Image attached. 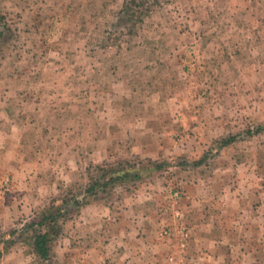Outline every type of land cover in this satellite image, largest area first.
I'll list each match as a JSON object with an SVG mask.
<instances>
[{"label": "rangeland", "instance_id": "rangeland-1", "mask_svg": "<svg viewBox=\"0 0 264 264\" xmlns=\"http://www.w3.org/2000/svg\"><path fill=\"white\" fill-rule=\"evenodd\" d=\"M124 2L0 0V264H117L162 241L176 261L195 184L215 224L264 209V0H163L131 31ZM119 163L141 178L63 216L51 260L34 253L23 227Z\"/></svg>", "mask_w": 264, "mask_h": 264}, {"label": "crops", "instance_id": "crops-1", "mask_svg": "<svg viewBox=\"0 0 264 264\" xmlns=\"http://www.w3.org/2000/svg\"><path fill=\"white\" fill-rule=\"evenodd\" d=\"M199 181H203L199 179ZM204 182V181H203ZM209 182H207L208 184ZM262 182H259V185ZM258 185V183L256 184ZM202 184H195L197 192L192 195L189 191L185 192V197L182 199L183 206L187 209L188 206L200 203L195 207L193 214L187 215L185 219L186 225H188L191 231V242L189 244L187 255L185 257L177 258L176 261L169 262L167 256L174 252L175 243L162 241L160 243H149L147 256H141L138 252H135L133 256H128L124 261L118 262L119 264H264V209L263 203L257 205L255 203L254 212H240L239 214L231 213L230 215H222L219 218L218 224H215L216 219L214 213L209 207L210 201L213 200L209 186L207 187V194L204 198L203 195L198 194V190L202 191ZM213 187V186H211ZM187 195V196H186ZM197 196L201 197L198 198ZM261 198L260 196H257ZM132 212V211H131ZM129 213V212H128ZM154 215L147 218H153ZM89 213L87 218L88 221ZM141 215L133 213L131 220L133 223L140 222ZM223 227V230L227 233L224 235V251L222 246H216V228ZM151 232H145L143 234L151 236L150 241L153 240ZM129 234L128 230L121 228L115 233L116 241L124 240L125 235ZM217 238V237H216ZM220 239V238H219ZM125 241H122V244ZM226 244V245H225ZM99 246L94 244V247L87 252H95L101 254ZM122 248V247H121ZM127 249V247H125ZM125 251L124 248H122ZM226 250V251H225ZM234 252H238L235 255ZM183 258V259H182ZM99 260H95L91 264H98ZM101 263V262H100ZM117 263V264H118Z\"/></svg>", "mask_w": 264, "mask_h": 264}, {"label": "trees", "instance_id": "trees-1", "mask_svg": "<svg viewBox=\"0 0 264 264\" xmlns=\"http://www.w3.org/2000/svg\"><path fill=\"white\" fill-rule=\"evenodd\" d=\"M163 0H125L123 8L119 14V21H124L128 24L130 31L139 21H142V15H147L155 7L162 4ZM3 31L0 30V35ZM233 138L227 140L231 142ZM119 166L110 165H98L94 170L89 172V183L80 190L78 193L71 194V197L65 196L62 198L60 204H55L48 208V210L36 215L28 224L23 227L20 232L22 236L24 231L31 229L32 234L28 237H24L26 242L32 246V250L39 257L45 261L52 259L54 241L60 235L62 231V224L60 219L64 216H69L73 212H79L80 209L87 203L91 197L98 198L101 193H110L117 186L123 184L126 180H137L142 176V171L136 165H130L125 167L122 163ZM161 166L157 164V167ZM144 169V168H142ZM153 169L150 167L149 174ZM80 196H82L80 198ZM18 229L12 230V234H15ZM23 231V232H22ZM1 242V241H0ZM11 239L3 240V250H7L13 245ZM2 250V251H3ZM4 252V251H3ZM0 251V255L3 254Z\"/></svg>", "mask_w": 264, "mask_h": 264}, {"label": "built area", "instance_id": "built-area-1", "mask_svg": "<svg viewBox=\"0 0 264 264\" xmlns=\"http://www.w3.org/2000/svg\"><path fill=\"white\" fill-rule=\"evenodd\" d=\"M174 196L178 198V197L180 196V192H179V191H176V192L174 193Z\"/></svg>", "mask_w": 264, "mask_h": 264}]
</instances>
